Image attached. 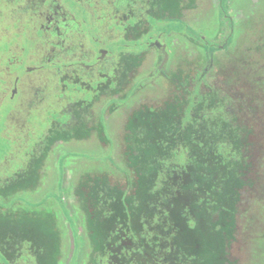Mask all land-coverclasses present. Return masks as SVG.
<instances>
[{"label":"trees","instance_id":"obj_1","mask_svg":"<svg viewBox=\"0 0 264 264\" xmlns=\"http://www.w3.org/2000/svg\"><path fill=\"white\" fill-rule=\"evenodd\" d=\"M164 6L172 11L177 3ZM226 18L229 35L221 44L174 20L206 54L178 57L167 74V97L132 108L123 133L125 170L113 163L114 171L80 178L77 194L93 243L88 264H264V44L226 51L235 32ZM143 60L134 58L137 69ZM131 94L127 83L118 100L126 104ZM81 128L51 129L43 157L28 159L27 193L42 183L57 142L91 138ZM33 214L9 223V245L18 247L12 254L26 245L34 257L62 264L60 236L54 238L44 213Z\"/></svg>","mask_w":264,"mask_h":264},{"label":"flooded vegetation","instance_id":"obj_2","mask_svg":"<svg viewBox=\"0 0 264 264\" xmlns=\"http://www.w3.org/2000/svg\"><path fill=\"white\" fill-rule=\"evenodd\" d=\"M171 1L0 0V23L4 18L8 22V25L3 23L0 32L6 34V31L13 26L14 31L20 34L13 42L14 36L7 39L4 44L6 49L0 57V68H2L0 70V105L8 108V114L6 118L4 117L6 122L3 121L0 128V139L9 147L6 156H0V232L3 234L2 240L0 236V264H42L43 262L50 264L49 261L39 259L36 254L34 257L31 248L26 245L21 252L18 251V256L12 254L18 247L9 245V223L12 221L19 223L18 219L25 216L27 212L34 213L36 218L40 213L46 215V226L55 234L54 238L58 239L60 236L62 242V264H70L71 261L72 264L90 262L93 243L87 231L88 217L81 209L78 199L77 190L80 179L76 181L71 191L67 187L71 176L68 172H64V191L59 201L51 196L48 198L47 205L50 209L48 210V207L46 209L43 206L46 203L41 205L37 204V201H28L29 203L26 201V195H24L27 193L24 190L26 180L23 173H26L28 159L31 156L36 160L43 157L42 146L50 142L49 136H53L50 132L54 126L59 128L62 126L68 132L76 131V128L82 126L81 130L92 133L88 141L96 140L103 147H107L110 140L106 118L120 110L123 112L124 107H127L126 119L120 134V160H114V150L111 168L109 170L102 168V171H114V168L118 166L116 168L125 170L122 164V144L129 114L134 106L143 102L162 101L167 97L169 86L167 74L178 63L177 56L171 59L172 48L171 46L169 48L166 42L173 35L176 37L172 45L179 44L180 40L177 37L184 31L175 29L167 33L164 29L167 24L159 21L165 20V16H162L163 10H166L164 5ZM174 1L177 3V8L172 11L176 13L179 10L182 16V12H186L187 9L185 1ZM74 7L82 16L81 22L71 10ZM220 9L227 34L226 38L217 44L225 42L229 35V22L226 17L230 18L234 24V17L227 11L224 12L222 5ZM141 21L152 26L156 24V26L152 29L149 27V31L137 37L140 39L138 42L140 47L143 46L137 49L134 45V35L141 33L139 30L142 31L145 28ZM84 25L88 28L87 31L83 28ZM89 32L93 33L90 38L87 36ZM184 34L185 32L183 36ZM21 35L28 36L33 45L28 52L25 48L19 50V46L17 51L12 50V44L19 40ZM128 35L131 37L128 38ZM142 35L145 37L141 38ZM127 38L133 43H127ZM201 46L206 54L205 46ZM229 48L226 51H229ZM40 53L41 59H38ZM150 53L157 55L156 66L153 74H145L147 80L143 81L144 78L139 74L144 69ZM141 55L144 60L137 69L134 58ZM148 78L153 81L152 83L159 79L165 81L164 97L156 99L142 95L138 98L144 86L147 85ZM127 83H131L132 88L131 99L127 102L131 103L130 106H125L127 103L122 104L118 100L122 97V90ZM86 101L88 105H85ZM42 109L51 113L50 116H55L56 119H51L50 129L42 137L36 135L35 139L29 142L28 132H32L29 128L33 117L35 114L44 116L45 112ZM1 119L3 120V115ZM37 127L39 128V125ZM66 142H57L50 153H53L57 145ZM50 153L47 161L52 160ZM116 154L118 155V149ZM113 163L116 166H113ZM74 203L78 208H74ZM64 212L79 233L78 235L90 241L86 247H83L81 243L80 252L83 250L87 253V258L82 263H80V256L74 255V241L71 236L68 235L67 238L62 236V234L66 235L70 228L62 217ZM61 220L64 221L63 226ZM76 222L81 224V233L76 227Z\"/></svg>","mask_w":264,"mask_h":264},{"label":"rangeland","instance_id":"obj_3","mask_svg":"<svg viewBox=\"0 0 264 264\" xmlns=\"http://www.w3.org/2000/svg\"><path fill=\"white\" fill-rule=\"evenodd\" d=\"M171 1V0H166ZM187 6L186 12H182V16H180L179 10L175 13L174 11L169 12L168 10H163L162 16H165V19H171L167 26H165V32L171 33L172 30L179 29L176 21L179 20L181 24H185L188 26L191 30H193L195 33L201 35L202 37L206 38L207 40L213 42V43H219L224 38H226L227 34V28L225 22L222 20L223 13L220 9V6L222 5L224 12L227 11L231 16L234 17V26H235V32H234V38L230 45L229 50L232 51L235 47H238V45H242L243 47L249 45L252 41H256L255 43L258 45L264 44V32L259 33L257 36H254L253 31L258 27L259 29H264V0H184ZM170 7V6H168ZM72 12L77 16L78 21L81 22V17L78 14L77 9L74 7L71 9ZM150 17V16H149ZM174 17V18H173ZM4 20V21H3ZM5 22L6 25H8V22L4 19L1 20L0 28L3 26V23ZM145 28L134 35V45L137 49L140 48L138 46V40L137 37L141 34H144L145 32L149 31L151 28H155L156 24L153 26L148 24L147 22L143 21ZM155 23V22H154ZM243 26V27H242ZM150 27V28H149ZM242 27V28H241ZM85 31L88 30L85 25L83 26ZM247 29L246 33H243V29ZM185 32L184 36L183 33ZM182 33V35H178V40H180V43L177 45H172V42L176 36H173L171 38H168L167 45L171 46V59L172 57L181 58L184 56L187 57L188 51L190 50L194 56L199 54L200 56H204L205 51L204 48L201 45H204L203 43L199 42V40L193 39L194 42L187 36L186 30ZM19 33L17 31H14V27L12 26L9 30L6 31V34L3 32H0V57L1 53L6 49L5 43L7 42V39L9 37H13L12 42L15 37L19 36ZM139 34V35H138ZM93 33L89 32L87 33L88 38L92 36ZM21 35L19 37V40L15 41L14 44H12V50L15 52L17 51V47L19 46V50L25 48L26 52H28L31 47H33L30 39L28 36ZM131 36L128 35V38ZM145 36L142 35L141 38H144ZM127 38V39H128ZM190 39V40H189ZM256 39V40H255ZM120 42V41H119ZM122 42V41H121ZM127 43L131 44L133 43L128 39ZM114 47V46H112ZM143 48V46H141ZM113 49V48H112ZM156 54L150 53L147 57V60L145 62L144 69L139 74L142 76L143 81H146V76L149 74H153V70L156 66ZM38 59H41V53L38 57ZM43 59V55H42ZM2 68H0L1 70ZM152 71V72H151ZM1 72V71H0ZM147 74V75H145ZM140 76V77H141ZM139 78V76H138ZM140 79V78H139ZM148 78L147 85L144 86L142 93L138 96V98H141L143 95L144 97H155L156 99L164 97L166 93V86L165 81L162 79H159L158 81H153ZM131 103H127L125 106H130ZM6 107L0 105V128L6 120L4 117L6 114H8ZM126 110V111H125ZM43 112H45L44 109H42ZM128 108L124 107L123 112L120 110L116 112L115 114L111 115L110 117L106 118V124L108 127V136L110 142L108 143L107 147H103L101 144H99L96 140L91 141H70L66 143H60L56 146V149L53 151V153H50V158L52 160L46 161L44 172H43V183L39 184L38 187L33 190L32 192L25 193L26 195V201H37V204H41L47 209L49 205L48 198L51 196L54 198V200L59 201V197H61V194L64 191L63 186L64 184V172H68L71 176L68 182L69 189L73 188L76 181L81 178V176L84 173H88L91 171H101L102 168L105 170H109L111 168L112 163V155L114 152V160L119 161L120 155H119V142H120V134L123 127V124L126 119ZM1 115H3V120L1 119ZM45 115L47 117H45ZM51 113L48 111L44 113V116L41 114H35L33 117V121L31 123V126L29 128L30 131L28 132V141L32 142L36 135L37 137L45 134L48 129H50L51 126V119L55 120L56 117L50 116ZM44 117V119H42ZM6 118V117H5ZM39 125V128L37 127ZM1 130V129H0ZM0 139V156H6L5 154L9 151L8 144H4V142ZM28 142V143H29ZM5 146V148H4ZM118 149V155L117 153ZM24 151V150H23ZM30 153V152H29ZM42 182V181H41ZM68 190V189H67ZM73 190V189H72ZM71 190V191H72ZM50 200V199H49ZM46 201V202H45ZM66 202V201H65ZM74 208H78L77 204L74 203ZM48 210L49 207H48ZM83 212V211H82ZM84 214V213H83ZM63 219L65 218L66 223L68 224L69 232L66 235L62 236L64 238H67L68 235L71 236V238L74 241V255L80 256V263L86 260L87 253H85L83 250L80 252L81 249V243L83 247H86V245L90 243V241L86 239V237H80L78 235L79 233L75 230L74 225L70 222V219L68 215L64 212ZM75 217V216H74ZM73 218V217H72ZM76 218V217H75ZM62 226L64 225V221L61 220ZM80 225L79 222H76V227L78 231L80 232ZM82 232V231H81ZM80 232V233H81ZM82 240V242H80ZM68 247L69 244L67 243ZM67 247V248H68ZM89 254V253H88ZM74 255L72 256L74 258ZM72 258V259H73ZM79 259V258H78ZM72 264V261L70 262Z\"/></svg>","mask_w":264,"mask_h":264}]
</instances>
